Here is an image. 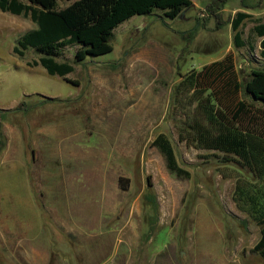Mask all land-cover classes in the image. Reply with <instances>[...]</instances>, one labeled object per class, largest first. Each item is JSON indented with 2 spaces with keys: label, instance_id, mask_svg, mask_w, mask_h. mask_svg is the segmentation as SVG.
<instances>
[{
  "label": "rangeland",
  "instance_id": "1",
  "mask_svg": "<svg viewBox=\"0 0 264 264\" xmlns=\"http://www.w3.org/2000/svg\"><path fill=\"white\" fill-rule=\"evenodd\" d=\"M192 1L176 19L156 10L121 24L110 53L78 62L79 47L65 48L66 79L35 66L34 49L14 53L37 25L0 10V264H264L260 228L233 201L241 171L181 141L189 108L175 101L183 76L229 52L248 72L264 0L217 1L218 20L214 0ZM239 10L253 12L241 28L252 53L234 45ZM160 134L189 177L168 169Z\"/></svg>",
  "mask_w": 264,
  "mask_h": 264
},
{
  "label": "trees",
  "instance_id": "2",
  "mask_svg": "<svg viewBox=\"0 0 264 264\" xmlns=\"http://www.w3.org/2000/svg\"><path fill=\"white\" fill-rule=\"evenodd\" d=\"M65 1L69 4L61 9L59 0H0L2 12L30 17L37 25L19 38L14 53L24 57L27 50L34 49L42 55L35 66L41 65L50 75L65 79L75 70L72 64L57 60L65 48L79 47L75 55L78 62L88 56L104 55L113 51L114 31L131 18L161 10L166 17L176 19L194 5L192 0ZM217 1L222 5L227 0H214L207 9L218 20L213 9ZM248 19L252 16L238 12L231 26L235 47L248 46L252 53L256 46L243 39L241 30ZM250 32L262 41L260 58L246 61L250 66L248 72L238 68L234 53L229 52L221 60L183 76L175 88V101L189 108L179 134L181 141L197 149L217 151L223 155V163L235 165L241 171L233 201L260 228L261 237L253 252L264 260V70L257 68L264 61V17L254 20ZM182 35L190 46L196 31ZM46 100L42 96L41 101ZM24 107L22 102L18 109ZM154 145L164 155L171 173L179 178L190 176L180 167L166 135L160 134Z\"/></svg>",
  "mask_w": 264,
  "mask_h": 264
},
{
  "label": "crops",
  "instance_id": "3",
  "mask_svg": "<svg viewBox=\"0 0 264 264\" xmlns=\"http://www.w3.org/2000/svg\"><path fill=\"white\" fill-rule=\"evenodd\" d=\"M238 12H245V13L251 15V16L253 15V12H251V11H249V10H239ZM253 17H256L255 19L260 18V16L257 17V16H255V15H253ZM231 28H232V26H231ZM232 31H233V30H232ZM259 39H261V41H262V38H259ZM261 41H260V43H261ZM258 48H259V51H258V52H260V49H261V48H260V45H259ZM7 152H8V148H7ZM8 155H9V156H10V155L12 156V151L9 150ZM11 156H10V158H11ZM10 158H9V160H10ZM21 158H22V157H21ZM29 183H30V181H29ZM30 184H31V183H30ZM26 232H27V231H26ZM39 253H40V252H39ZM33 254L36 255V254H38V252H34ZM35 259H36V258H35Z\"/></svg>",
  "mask_w": 264,
  "mask_h": 264
}]
</instances>
